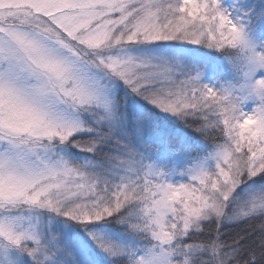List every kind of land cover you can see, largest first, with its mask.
<instances>
[{
    "label": "snow or ice",
    "instance_id": "1",
    "mask_svg": "<svg viewBox=\"0 0 264 264\" xmlns=\"http://www.w3.org/2000/svg\"><path fill=\"white\" fill-rule=\"evenodd\" d=\"M0 264H264V0H0Z\"/></svg>",
    "mask_w": 264,
    "mask_h": 264
}]
</instances>
